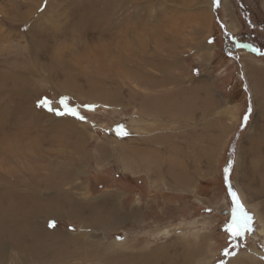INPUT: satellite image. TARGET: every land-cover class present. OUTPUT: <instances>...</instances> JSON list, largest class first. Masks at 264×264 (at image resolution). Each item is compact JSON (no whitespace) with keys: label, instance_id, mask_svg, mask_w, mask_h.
I'll return each mask as SVG.
<instances>
[{"label":"rangeland","instance_id":"374dc122","mask_svg":"<svg viewBox=\"0 0 264 264\" xmlns=\"http://www.w3.org/2000/svg\"><path fill=\"white\" fill-rule=\"evenodd\" d=\"M243 34L264 48V0H0V264L173 244L264 264V50Z\"/></svg>","mask_w":264,"mask_h":264},{"label":"bare ground","instance_id":"6f19581e","mask_svg":"<svg viewBox=\"0 0 264 264\" xmlns=\"http://www.w3.org/2000/svg\"><path fill=\"white\" fill-rule=\"evenodd\" d=\"M118 13V12H117ZM264 133V132H263ZM258 135H260V134H258ZM264 136V135H263ZM259 138V137H258ZM258 138H256L257 140H259ZM261 141V140H260ZM253 142V141H252ZM253 144H255V143H253ZM258 144V143H257ZM252 145V144H251ZM250 145V146H251ZM260 145V144H259ZM261 145H263V144H261ZM252 147H254V148H256L257 146H252ZM250 148V147H249ZM252 149V148H251ZM261 149V148H260ZM264 149V148H263ZM257 150H259V149H257ZM253 151V150H252ZM251 151V152H252ZM263 151V150H262ZM256 152V151H255ZM261 152V151H260ZM262 154V153H261ZM263 154H264V152H263ZM255 155V154H254ZM254 157V156H253ZM253 159V158H252ZM250 160V164H252L253 162H255L254 160ZM256 159H258V158H256ZM260 159V158H259ZM262 159V158H261ZM256 163H258L259 164V166H257L256 164H253V165H251L252 167H254V168H256V167H262L263 169H264V159L263 160H259V161H257L256 160ZM247 165V164H246ZM256 165V166H255ZM183 168H179V170L178 169H176L175 168V170L176 171H178L177 173H179L178 174V178H177V180H176V183L177 184H180V183H186V182H188V179L189 178H187V176H185V173H183L182 174V172H183V170H182ZM185 170V169H184ZM254 172V170L252 171V173ZM260 172V171H259ZM176 173V174H177ZM259 175V174H258ZM260 176V175H259ZM263 177H264V173H263ZM175 179H176V177H175ZM264 179V178H263ZM263 185V187H264V184H262ZM111 200V199H110ZM25 201H27L28 203H29V201L26 199ZM71 204V203H70ZM42 206H44V209L46 210L47 209V207H46V205H40L39 207H42ZM11 208V207H10ZM105 209H107L106 207H104ZM32 209V208H31ZM8 210V209H7ZM33 210V209H32ZM111 210V209H110ZM113 210V209H112ZM9 211V210H8ZM25 211V210H24ZM114 215H115V213H114ZM116 215H117V213H116ZM115 215V216H116ZM107 222H108V225L109 226H112V225H114V224H117V223H119L121 220L120 219H118V218H116V217H113V216H110V215H107ZM122 219H125L124 217L122 218ZM39 221V220H38ZM40 224V223H39ZM24 226V225H23ZM11 228V227H10ZM13 228V227H12ZM20 234V233H19ZM17 236H19L20 237V235H17ZM35 238H36V241H38L39 240V238L41 239L43 236H44V233H35ZM32 241V240H31ZM188 242V241H187ZM14 243L17 245V243H18V241H16V240H14ZM200 244V243H199ZM202 244V243H201ZM17 247L18 248H20V249H23L22 247H19L18 245H17ZM177 247V245L176 244H173L172 246H170V247H168V248H166V247H162V248H157V249H153V250H151L146 256H144V254H140L139 256H137V257H139V258H137V257H135V258H137L136 260H134V261H130L129 259H127V260H124L122 263H118V264H192L193 263V261H195V260H193L195 257H196V255H197V252H201V250L202 249H197V250H195V251H191L190 249H189V246L188 245H186V244H183L182 246H181V248L183 249L182 250V253L180 254V255H178L177 254V250H175V248ZM198 247V246H197ZM192 249H194V248H192ZM171 250H173V253L175 254V255H171L170 253L172 252ZM37 251V252H36ZM34 250V255H33V257L32 258H34V259H41V257L44 255V250L42 251V253L41 252H39L38 250ZM168 251H171L170 253L168 252ZM22 252V251H21ZM33 254V253H32ZM202 255V254H201ZM26 256V255H25ZM30 256H32V255H30ZM27 257H28V255H27ZM159 257H163V259H164V263H162L163 261H160V262H157L156 260L157 259H162V258H159ZM175 257H179V259H177V258H175ZM230 264H232V263H230Z\"/></svg>","mask_w":264,"mask_h":264},{"label":"snow or ice","instance_id":"6c2138e0","mask_svg":"<svg viewBox=\"0 0 264 264\" xmlns=\"http://www.w3.org/2000/svg\"><path fill=\"white\" fill-rule=\"evenodd\" d=\"M214 2H216V0H214ZM43 106L48 107L49 106V103L47 101H44L43 102ZM49 110L51 111L53 109H51V107H49ZM250 111H251V109L249 108V113H250ZM68 113H70L71 115L77 116L79 119H84L83 116H79V114L76 111L72 110V109H68ZM57 114H60L59 111H57ZM247 118L248 117L246 115L244 117L245 121H247ZM224 171H225V177H226V182H227V175H228V173L230 171V168L229 167H226ZM229 195L232 196L233 202L236 203L237 207H239L242 210V215L244 217H246L248 221H251V219H252L251 216L246 211L243 210V205L242 204H239L238 197H237V195H236V193L234 191H231V186L230 185H229ZM235 216H236V213L234 212L233 213V217L235 218ZM246 227H247V225H246ZM228 230L230 232H232L234 235H239L240 234L239 231H238V229H233L232 227H229Z\"/></svg>","mask_w":264,"mask_h":264},{"label":"flooded vegetation","instance_id":"af4514ba","mask_svg":"<svg viewBox=\"0 0 264 264\" xmlns=\"http://www.w3.org/2000/svg\"><path fill=\"white\" fill-rule=\"evenodd\" d=\"M251 18H252V16H251ZM250 22V21H249ZM245 24H247L246 26H250V24H248V23H246V22H244ZM224 33V32H223ZM225 33L227 34V32L225 31ZM228 36H230L229 34H228ZM227 36V38L229 39V37ZM242 37L244 38V41H241V40H232V39H230V43L231 44H233L235 47H243V48H250L251 50H253L254 52H258L259 53V51L261 52L262 50H264V48L262 47L260 50L257 48V47H255V44H253L251 41H252V39H251V37L249 36V35H247V34H243L242 35ZM255 38V37H254ZM232 40V41H231ZM253 46H254V48H253Z\"/></svg>","mask_w":264,"mask_h":264}]
</instances>
